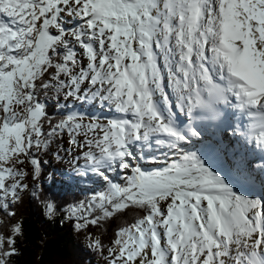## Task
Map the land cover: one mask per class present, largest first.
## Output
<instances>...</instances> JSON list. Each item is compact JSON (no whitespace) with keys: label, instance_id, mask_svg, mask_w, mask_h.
I'll return each instance as SVG.
<instances>
[{"label":"snow or ice","instance_id":"6c2138e0","mask_svg":"<svg viewBox=\"0 0 264 264\" xmlns=\"http://www.w3.org/2000/svg\"><path fill=\"white\" fill-rule=\"evenodd\" d=\"M50 93L57 109L63 95L117 115L54 122L40 99ZM228 108L248 117L241 135L264 153V0H0V214L13 217L29 190L26 163L39 178L33 149L47 152L66 133L57 159L84 161L66 179L107 185L69 208L77 230L132 207L145 213L115 233L107 264H264V198L236 192L209 166L210 147H187L204 136L197 119L225 123ZM116 169L122 185L108 174ZM242 173L264 186V163ZM20 232L0 235V264Z\"/></svg>","mask_w":264,"mask_h":264},{"label":"trees","instance_id":"16d2710c","mask_svg":"<svg viewBox=\"0 0 264 264\" xmlns=\"http://www.w3.org/2000/svg\"><path fill=\"white\" fill-rule=\"evenodd\" d=\"M40 97L42 101L47 99L48 112L55 120L66 116L70 108L57 109V101L51 98ZM63 95L60 96V99ZM59 99V100H60ZM48 128L47 121L44 123ZM68 136L65 133L62 138H57L49 145L47 152H33L40 158L42 163L41 173L38 179L31 178V165L24 166L27 176L29 190L21 194V199L12 206L15 213L13 217L0 214V235L5 238L13 235L12 227L20 225L21 232L15 236L16 254L10 258V264H100L104 253L112 247V241L116 239L115 233L121 229L134 224L136 220L145 213L143 209L132 207L126 209L114 217L102 221L99 226H87L80 230L75 227L77 220L70 218L68 210L81 201L87 205V200L96 191L107 188L104 181H94L93 186L82 182L71 184L67 174L62 171L64 154L60 152L61 159H57L56 151L58 145H68ZM131 174V173H130ZM129 174V175H130ZM118 178V184L123 181ZM35 195L33 194V190ZM91 190V191H90ZM54 206V212L50 213L47 205ZM168 202L161 201V207ZM97 209L94 215H98ZM82 222V221H81ZM99 239L102 244L101 250H93L89 247V238Z\"/></svg>","mask_w":264,"mask_h":264},{"label":"bare ground","instance_id":"6f19581e","mask_svg":"<svg viewBox=\"0 0 264 264\" xmlns=\"http://www.w3.org/2000/svg\"><path fill=\"white\" fill-rule=\"evenodd\" d=\"M108 115H109V117H111V116H115L116 113L114 114L111 112V114H110V112H109ZM204 143H207V142L205 141ZM192 145L193 144L188 145L187 147L191 148L192 150H196V148H201V149L205 148V146H203L202 144H196L194 146H192ZM216 145H218V144L215 143L214 141H209L207 143V147H210L212 149L211 152L206 153V159H207L209 166H211L214 170H216L218 173H220L225 178L227 183H229V184L234 183L235 182L234 180L236 177H238L240 180H246L245 175L239 174L238 171H236L237 175L235 177L232 174L231 170L229 169L230 166L226 163V158H224L222 156L223 153H226L227 156L229 155L230 150H232L230 148V146H227L225 148H221L219 146L218 148H216ZM216 150H218V153H216ZM229 159L232 163H234L236 165V167L238 169L243 170L245 167H248L247 166L248 164L246 163L247 160L246 159L244 160L242 157H240L238 155H229ZM234 190L237 192L236 189H234ZM244 195L255 197L254 195H256V194L247 193Z\"/></svg>","mask_w":264,"mask_h":264},{"label":"rangeland","instance_id":"374dc122","mask_svg":"<svg viewBox=\"0 0 264 264\" xmlns=\"http://www.w3.org/2000/svg\"><path fill=\"white\" fill-rule=\"evenodd\" d=\"M51 31L55 32L54 29H52ZM82 61H83V58L81 57ZM69 104L71 105V108L74 112H79V113H87L89 115H95V116H101V117H108V111L109 109L108 108H103L101 109L99 104H95L94 106L93 105H89L87 103H84L83 106H82V103L81 101H77L75 99H71V102H69ZM111 114V112H110ZM89 121L86 119L84 121V123H88ZM101 122L103 123H107L106 120H102ZM102 135V133H101ZM78 139H83V137H78ZM65 147L67 148L68 146L65 145ZM67 155V153L65 154ZM75 155V153H74ZM69 156V155H68ZM66 158V156H65ZM76 163H78L79 165H83L84 164V161L83 160H79L78 162H75L74 163V157L73 156H69L66 161H65V170L67 173H69L70 175H73V169L74 167L76 166ZM163 164L162 162L160 164H156V165H149V164H144L143 167L145 170H150L152 168H159V167H162ZM24 170L26 171V168L24 167ZM107 171V170H106ZM115 171L119 172L118 169L114 170V171H109V175L110 173H114ZM87 180V179H86ZM10 182V181H9ZM25 183H28V180H27V177H25V180H24ZM238 192V191H237ZM167 207V204L165 206H162V209H166ZM108 256V252L107 253H104L102 255V258L100 260V264H107V260H106V257Z\"/></svg>","mask_w":264,"mask_h":264}]
</instances>
